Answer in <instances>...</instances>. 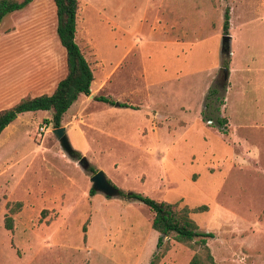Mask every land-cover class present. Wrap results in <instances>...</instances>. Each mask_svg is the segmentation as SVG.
Here are the masks:
<instances>
[{
  "label": "rangeland",
  "instance_id": "obj_1",
  "mask_svg": "<svg viewBox=\"0 0 264 264\" xmlns=\"http://www.w3.org/2000/svg\"><path fill=\"white\" fill-rule=\"evenodd\" d=\"M77 1L75 41L92 71L89 94L134 108L79 95L64 112L60 126L92 171L60 148L49 110L19 113L1 131L0 264H146L156 238L151 211L121 195L89 194L96 170L120 191L175 209L205 205L189 216L214 234L206 245L215 263L264 264V0ZM222 34L231 39L227 58L219 55ZM57 41L51 0L7 13L0 72L10 68L2 48L44 46L55 82L64 74ZM25 56L20 69L45 64L37 53ZM209 87L217 91L209 109L225 119V133L201 118ZM23 89L1 94L0 110L33 94ZM165 238L157 264H187L196 251Z\"/></svg>",
  "mask_w": 264,
  "mask_h": 264
},
{
  "label": "trees",
  "instance_id": "obj_2",
  "mask_svg": "<svg viewBox=\"0 0 264 264\" xmlns=\"http://www.w3.org/2000/svg\"><path fill=\"white\" fill-rule=\"evenodd\" d=\"M31 1L32 0H0V21L7 13L19 10ZM51 1L54 5L55 35L65 52V74L56 82L50 94L26 96L12 104L10 107L1 109L0 132L6 125L13 121L19 113L35 110H50V118L45 120L46 122H49L53 128L58 127L60 126L62 114L76 97L80 94L88 95L90 92L89 87L93 79L92 71L89 63L75 41L76 10L78 1ZM222 17L221 29L225 33L228 28L227 9L223 11ZM216 92L215 88L209 87L207 89L204 96L203 107L200 110V115L202 119L209 120L210 123L214 120L218 130L225 133V119L218 117V115H214L215 111L209 109L212 108L211 103L217 99ZM94 98L97 101L108 103L110 105L116 104L120 107H131L125 103L112 100L107 96L98 95ZM75 154L77 155L76 152ZM86 168H88L89 171H92L91 167L87 166ZM93 193L94 190L89 188V194ZM118 194L127 199L137 200L144 204L152 213L150 227L157 233V235L153 251L146 264H157L158 260L164 255L169 247L167 238H165L169 235H171V238L174 241L187 244L190 248L196 251L190 257L187 264H217L213 261L206 245L207 238L213 237L214 234L210 231L198 230L195 222L189 216L190 213L205 210V205H198L192 208L182 206L175 209L173 204L167 201L152 199L135 192H123L118 190ZM14 205L18 208L20 202L17 201ZM5 206L7 207V203ZM11 210V207L8 208V212ZM2 222L5 229H11L12 219L7 213L4 215Z\"/></svg>",
  "mask_w": 264,
  "mask_h": 264
},
{
  "label": "crops",
  "instance_id": "obj_3",
  "mask_svg": "<svg viewBox=\"0 0 264 264\" xmlns=\"http://www.w3.org/2000/svg\"><path fill=\"white\" fill-rule=\"evenodd\" d=\"M26 6H24V7H26ZM23 8H21L19 10H22ZM16 11H18V10H16ZM12 34L14 35L15 33H12ZM199 34H201V33H192V36L199 35ZM219 43H220V41H219ZM58 44H59V42H58ZM59 46L63 50V68H62V70L64 71V74H65V52H64L63 47L60 44H59ZM229 50H230V43H229ZM2 52L5 53V54H10L11 56L5 57V60L3 58L4 62L6 63V65L9 66L10 68L4 73L0 72V78L1 79H5L7 81V84L3 88H0V95L5 93L6 97H8V96H10V94H13V93L14 94H19L20 93L19 90L23 89V88H21L22 86L25 87V89H23L25 91V92L23 91V94L24 93L26 94L28 91H31L33 94H31L30 96H36V95H40V94H50L52 92L56 82L60 78L58 80H56L55 82L52 81L54 79V75H55L56 71L54 69L52 59L51 58L49 59V57L46 56L48 54V51H47L46 47L39 46V47L30 48V47L24 46L22 44L20 45V43L13 42V45L6 46V47L2 48L1 49V53ZM36 53L39 55V58L41 56H43L42 59L45 61V64L43 63L42 66L35 67L34 65H36L35 63H37V62H35L34 64L32 63L34 67L29 68V70L24 69V68L20 69V67L22 65V64L20 65V62L26 58L25 55H29V54L33 55V54H36ZM227 74H228V68H227ZM198 84L200 85L199 82H198ZM80 95H82V94H80ZM85 96L90 97L89 94L85 95ZM77 97H76V99H77ZM115 106H117V105H115ZM49 112L50 113H49L48 116L50 118L51 111L49 110ZM63 114H62V116H63ZM8 125H6L1 131L5 130ZM156 235H157V233H156Z\"/></svg>",
  "mask_w": 264,
  "mask_h": 264
},
{
  "label": "water",
  "instance_id": "obj_4",
  "mask_svg": "<svg viewBox=\"0 0 264 264\" xmlns=\"http://www.w3.org/2000/svg\"><path fill=\"white\" fill-rule=\"evenodd\" d=\"M230 36L229 34L220 35V43H219V54L220 56L226 58L230 54L229 50ZM227 79V67H222V80L226 81ZM90 97H93L92 94H89ZM116 105V104H115ZM52 134L55 136L60 148L64 151V153L72 158L76 159L77 164L81 167L86 168V163L84 162L83 157L77 158V155L74 152V149L71 147L68 138L65 134V130L63 126H58L51 129ZM91 182V188L94 191L100 192L107 197H115L118 194V189L114 187L110 182L107 181L104 173L101 170H96L92 172L89 177Z\"/></svg>",
  "mask_w": 264,
  "mask_h": 264
},
{
  "label": "built area",
  "instance_id": "obj_5",
  "mask_svg": "<svg viewBox=\"0 0 264 264\" xmlns=\"http://www.w3.org/2000/svg\"><path fill=\"white\" fill-rule=\"evenodd\" d=\"M48 124L47 123H42L41 126L39 127L40 131H44L47 128Z\"/></svg>",
  "mask_w": 264,
  "mask_h": 264
}]
</instances>
